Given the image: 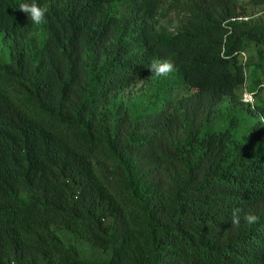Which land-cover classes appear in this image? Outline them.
<instances>
[{"label": "trees", "instance_id": "1", "mask_svg": "<svg viewBox=\"0 0 264 264\" xmlns=\"http://www.w3.org/2000/svg\"><path fill=\"white\" fill-rule=\"evenodd\" d=\"M0 36V264H264V0H0Z\"/></svg>", "mask_w": 264, "mask_h": 264}, {"label": "rangeland", "instance_id": "2", "mask_svg": "<svg viewBox=\"0 0 264 264\" xmlns=\"http://www.w3.org/2000/svg\"><path fill=\"white\" fill-rule=\"evenodd\" d=\"M263 16V12L259 9H253L248 17L251 21H257L259 17ZM157 28L165 27L171 32H175V27L177 25V20L174 17H166L157 21L155 23ZM1 39V36H0ZM8 58V54L6 50L2 48V44L0 43V61H5ZM248 74V70H247ZM165 76L156 77L153 76L150 72V77L146 80H141L131 84L130 86L124 88L119 93V96L115 99L116 102H123L128 108L136 113L140 114L143 112H151L154 108H158L160 103L158 102L159 97L155 95V89L160 81ZM192 91H185L184 95L191 94ZM244 93H249L247 91V87H244L241 91V101H243ZM227 102L224 101V104ZM245 102V101H243ZM97 254L94 253L93 256Z\"/></svg>", "mask_w": 264, "mask_h": 264}, {"label": "clouds", "instance_id": "3", "mask_svg": "<svg viewBox=\"0 0 264 264\" xmlns=\"http://www.w3.org/2000/svg\"><path fill=\"white\" fill-rule=\"evenodd\" d=\"M19 10L25 14H27L28 19L35 25H40L46 22V10L41 8L36 3H21L18 6ZM153 76L161 77L167 76L171 72H173L174 64L167 59L164 60H156L153 61L151 66L149 67ZM241 213L242 210L240 208H236L232 212L231 217V226H239L241 223ZM243 220L245 223L249 225L256 224L259 221V217L252 213H247L243 215Z\"/></svg>", "mask_w": 264, "mask_h": 264}, {"label": "built area", "instance_id": "4", "mask_svg": "<svg viewBox=\"0 0 264 264\" xmlns=\"http://www.w3.org/2000/svg\"><path fill=\"white\" fill-rule=\"evenodd\" d=\"M248 17H237V18H232L233 20H247ZM243 55V53H242ZM244 56V55H243ZM243 101H245L246 103H252L253 99H252V95L250 93H244V97H243Z\"/></svg>", "mask_w": 264, "mask_h": 264}]
</instances>
